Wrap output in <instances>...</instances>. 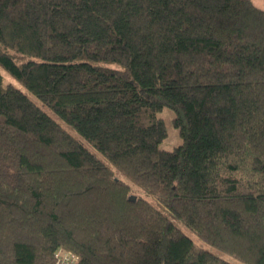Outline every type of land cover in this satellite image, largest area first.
I'll list each match as a JSON object with an SVG mask.
<instances>
[{
	"label": "trees",
	"instance_id": "16d2710c",
	"mask_svg": "<svg viewBox=\"0 0 264 264\" xmlns=\"http://www.w3.org/2000/svg\"><path fill=\"white\" fill-rule=\"evenodd\" d=\"M0 66L202 240L264 264L252 0H0ZM164 107L183 140L172 151ZM61 248L73 264H232L0 73V264H56Z\"/></svg>",
	"mask_w": 264,
	"mask_h": 264
},
{
	"label": "rangeland",
	"instance_id": "374dc122",
	"mask_svg": "<svg viewBox=\"0 0 264 264\" xmlns=\"http://www.w3.org/2000/svg\"><path fill=\"white\" fill-rule=\"evenodd\" d=\"M253 3L259 7L260 9L264 10V0H252ZM0 73L2 74L4 78L5 83H11L18 89H20L22 92H24L26 95H28L35 103H37L40 107L44 109L45 112H47L50 116H52L58 123L62 125L64 129H66L68 132H70L74 137L79 139L88 149H90L91 152L96 154L102 161H104L109 167H111L117 178L122 179L123 181L127 182L132 189L134 190L135 194L143 197L144 199L151 202L156 208L161 210L165 215H167L172 222L189 238L193 240V242L199 246L200 248L209 251L213 255L230 262L232 264H245L241 262L239 259L231 256L230 254L224 252L223 250L211 245L210 243L202 240L196 233H194L189 227H187L182 221L175 218L168 209L155 200L152 196L144 192L140 187H138L130 178H128L124 173L119 171L111 162L105 159V157L90 143H88L85 139H83L79 133L68 123H66L59 115H57L55 112H53L51 109L46 107L41 103V101L24 85H22L20 82H18L15 78H13L7 71H5L0 66ZM159 117L162 118L165 122L168 135L164 139V141L161 143L160 147L163 150L172 151L175 148L179 147L183 144V140L180 136L179 130L174 126L173 119L175 118V112L169 107H164L162 110L158 113Z\"/></svg>",
	"mask_w": 264,
	"mask_h": 264
},
{
	"label": "built area",
	"instance_id": "2783aa9c",
	"mask_svg": "<svg viewBox=\"0 0 264 264\" xmlns=\"http://www.w3.org/2000/svg\"><path fill=\"white\" fill-rule=\"evenodd\" d=\"M56 264H73L78 261L79 257L73 253L67 252L64 249H59L56 252Z\"/></svg>",
	"mask_w": 264,
	"mask_h": 264
},
{
	"label": "water",
	"instance_id": "95a60500",
	"mask_svg": "<svg viewBox=\"0 0 264 264\" xmlns=\"http://www.w3.org/2000/svg\"><path fill=\"white\" fill-rule=\"evenodd\" d=\"M130 200L133 201V202H135V201H136V196L132 195V196L130 197Z\"/></svg>",
	"mask_w": 264,
	"mask_h": 264
}]
</instances>
